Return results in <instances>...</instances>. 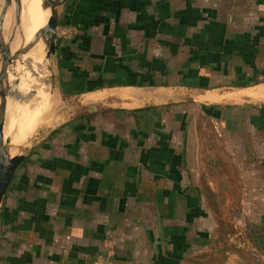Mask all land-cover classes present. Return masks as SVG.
<instances>
[{"label":"crops","instance_id":"1","mask_svg":"<svg viewBox=\"0 0 264 264\" xmlns=\"http://www.w3.org/2000/svg\"><path fill=\"white\" fill-rule=\"evenodd\" d=\"M57 15L68 118L4 191L0 264H256L210 244L207 207L233 202L264 252V0H65Z\"/></svg>","mask_w":264,"mask_h":264},{"label":"rangeland","instance_id":"2","mask_svg":"<svg viewBox=\"0 0 264 264\" xmlns=\"http://www.w3.org/2000/svg\"><path fill=\"white\" fill-rule=\"evenodd\" d=\"M1 3L2 0H0V5ZM12 9L13 7L9 9L10 17H7L2 28L4 32L3 36L5 38L8 37V33H5V31L10 28V21L11 24L13 21ZM11 40L14 41V38ZM17 46L21 45L18 43ZM43 51L44 49L41 52ZM39 55L40 54H37V57L33 56V60L18 55L16 65L13 69L11 64L8 65V73L10 74V77L8 78V88L5 94L2 130L5 139H8L9 136L12 138V154H26L33 143L44 134L47 129L68 118V111L63 108L66 104L65 98L68 99V96L60 95L58 90V69L55 55L53 53L48 56H45L44 53L40 56ZM41 57L42 62L39 68L36 64L41 60ZM10 63L12 62L10 61ZM15 80H18V82H15ZM50 89H52V93H50ZM49 98L53 100L55 99L56 103H53L54 105L52 104L54 107L52 106L51 109H49L47 116H44V111L47 110V102L50 100ZM31 114L34 116L36 115L35 117L38 119L37 122L31 123V116H33ZM194 115V112L189 114L190 120H192ZM195 117H200L201 119L206 118L203 113L200 114L199 112H197ZM196 130V132H202L207 135L206 138H209L212 133L209 123L202 124L201 120H199ZM211 139H214L213 136ZM190 141L189 145L192 146L193 139ZM25 146L28 147L26 150L24 149ZM220 167L221 168L219 169H224V167ZM17 168L15 169L16 172ZM236 191L237 190L231 191L233 199H235L237 195ZM221 197H223V194ZM218 202V200L209 201L207 207L211 214L218 218L216 234L214 237L210 238V244L214 247H221L222 249L228 247L244 249V247H242L243 244L241 243L243 242L242 240L245 235L242 232H238L239 224L236 223L235 218L236 207L231 205L233 202L226 205V200L223 198L220 203ZM245 251L248 250L245 249Z\"/></svg>","mask_w":264,"mask_h":264},{"label":"water","instance_id":"3","mask_svg":"<svg viewBox=\"0 0 264 264\" xmlns=\"http://www.w3.org/2000/svg\"><path fill=\"white\" fill-rule=\"evenodd\" d=\"M64 1L65 0H41L40 5L42 7H48L49 9V14L46 22L41 28L37 30L33 40L30 43L17 46L13 49L9 48V42L14 36L15 27L20 22V0H2V3L0 5V202L11 175L25 155L24 153H13L10 155L6 148L8 145V140L3 137L2 125L5 107V94L8 88V65H12L18 55L26 52L30 48V46L39 38L43 40L45 46V56L54 53V50L56 48L55 39L58 28L57 7ZM8 7H13V21L12 24L10 21V29L7 34L8 37L5 38L3 36L4 32L2 30V21L5 11ZM10 61L12 63H10ZM17 81L18 80H15V82ZM49 91L50 93H52V89H50ZM178 97L183 100H192L191 96L179 95ZM27 148V146L24 147L25 150Z\"/></svg>","mask_w":264,"mask_h":264},{"label":"bare ground","instance_id":"4","mask_svg":"<svg viewBox=\"0 0 264 264\" xmlns=\"http://www.w3.org/2000/svg\"><path fill=\"white\" fill-rule=\"evenodd\" d=\"M40 1L41 0H20V4H21L20 5V22L15 27V32H14V36H13L14 41L11 40L9 42V48L10 49L16 48L18 43L20 45H25V44L30 43L33 40L37 30L39 28H41L44 25V23L46 22V18L48 17V14H49V9H48V7H42L40 5ZM9 9H10V7H8L6 9V11H5V14H4V17H3V21H2V28L4 26V22L7 19V17H10V14H9L10 10ZM9 29L10 28L6 29L5 33H8ZM44 48H45V46H44L43 40L39 38L36 42H34L30 46V48L26 52H24V53H22L20 55L23 56V57L30 58V59L33 60V56H36L37 54L42 55L44 53V51L41 52ZM36 60H37V58H36ZM16 61H17V58L14 60L13 64L11 65L12 69L16 65ZM41 62H42V57H41V60H39L37 62V64H36V65H38L39 68H40ZM9 77H10V74L8 73L7 74V79ZM141 101H142V103L143 102L147 103V102H149V99L144 98ZM53 103L54 104L56 103L55 99L54 100L50 99L49 102H47V110L44 111V116H47V113L49 112V109H51V107L54 105ZM131 104H132V102H126L125 103V105H131ZM31 115H33V114H31ZM37 115H39V114H37ZM35 116L34 115L31 116V123L38 121L37 117H35ZM11 139H12L11 136H9V138L7 139L8 140V142H7L8 145L6 147L7 150H8V153L10 155L12 154V151H11Z\"/></svg>","mask_w":264,"mask_h":264},{"label":"built area","instance_id":"5","mask_svg":"<svg viewBox=\"0 0 264 264\" xmlns=\"http://www.w3.org/2000/svg\"><path fill=\"white\" fill-rule=\"evenodd\" d=\"M242 241V247L248 250L249 254L253 257L255 262L257 264H264V252L253 245L251 241L247 240L245 236Z\"/></svg>","mask_w":264,"mask_h":264},{"label":"trees","instance_id":"6","mask_svg":"<svg viewBox=\"0 0 264 264\" xmlns=\"http://www.w3.org/2000/svg\"><path fill=\"white\" fill-rule=\"evenodd\" d=\"M63 23H65V20L63 19L58 20V24L63 25ZM22 162H23V159L19 162L17 166H19ZM12 178H13V174L11 175L9 182L11 181Z\"/></svg>","mask_w":264,"mask_h":264}]
</instances>
